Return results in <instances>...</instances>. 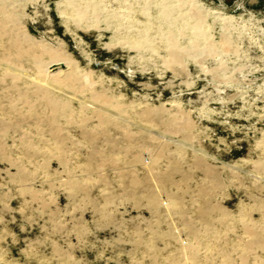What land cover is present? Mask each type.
<instances>
[{"label": "rangeland", "instance_id": "1", "mask_svg": "<svg viewBox=\"0 0 264 264\" xmlns=\"http://www.w3.org/2000/svg\"><path fill=\"white\" fill-rule=\"evenodd\" d=\"M0 264H264V0H0Z\"/></svg>", "mask_w": 264, "mask_h": 264}]
</instances>
